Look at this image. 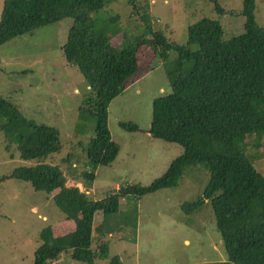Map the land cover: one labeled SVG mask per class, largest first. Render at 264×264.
<instances>
[{
  "label": "trees",
  "instance_id": "16d2710c",
  "mask_svg": "<svg viewBox=\"0 0 264 264\" xmlns=\"http://www.w3.org/2000/svg\"><path fill=\"white\" fill-rule=\"evenodd\" d=\"M114 0H3L0 9V44L40 26L72 18L62 54L84 77L88 95L82 100L78 117L94 121V136L85 156L89 169L82 172L85 186H66L67 178L57 165L44 163L60 152L59 131L35 124L19 108L0 95V131L8 149L18 144L22 160L31 167L15 168L8 178L29 183L32 189L52 194L65 220L72 219L73 231L63 238L39 235L30 264H46L69 251L72 260L96 264L108 256L106 245L91 247V224L95 211H116L125 195L143 196L160 188L175 187L185 167L203 165L209 180L202 195L181 207L185 212L210 201L214 225L225 259L195 264H264V174L254 167L246 149L247 135H256L259 145L264 134V26L255 20V0H241L243 32L222 38L216 19L200 16L185 29V44L168 42L161 31L148 23V37L122 36L113 46L111 37L119 31L114 19L101 22L93 13ZM214 9L223 11L215 0ZM151 34V36H150ZM129 40V41H128ZM149 46L165 66L170 90L152 101L149 135L174 142L182 151L165 171L148 185L121 187L101 199H89L87 185L92 169L108 165L118 146L110 139L107 106L124 89L125 81L139 70L136 53ZM125 130L134 124L120 122ZM55 191V192H54ZM108 264H122L117 255Z\"/></svg>",
  "mask_w": 264,
  "mask_h": 264
},
{
  "label": "rangeland",
  "instance_id": "374dc122",
  "mask_svg": "<svg viewBox=\"0 0 264 264\" xmlns=\"http://www.w3.org/2000/svg\"><path fill=\"white\" fill-rule=\"evenodd\" d=\"M0 0V9L2 5ZM114 0L93 13L111 17L118 33L111 37L113 46L122 36L148 37V23L161 31L168 42L185 44L186 26L205 16L216 19L222 38L243 32L241 0ZM255 20L264 26V0H255ZM72 18L46 24L25 34H18L0 44V95L14 103L35 124L54 126L59 131L61 150L44 163L59 166L67 178L66 186H85L82 172L89 169L85 149L94 136V121L78 117L79 106L88 95L87 83L74 65L66 62L61 46ZM151 36V34H150ZM129 41V40H128ZM139 70L124 83L120 94L107 106L110 139L118 146L108 165H97L87 185L89 199H101L121 187L148 185L160 176L169 162L182 151L179 144L150 136L148 130L154 98L169 92L165 66L149 46L136 53ZM120 122L134 124L125 130ZM256 135H247L246 153L257 171L264 174V134L259 145ZM0 131V264H30L39 235L67 237L75 228L66 220L51 195L34 190L28 182L8 178L15 168L35 163L22 160L18 144L5 148ZM209 171L203 165L184 168L175 187L160 188L140 197L128 194L118 201L116 211L94 212L91 246L106 245L108 256L96 258V264H108L117 255L122 264H195L225 259L210 201L197 208L182 210L183 204L195 202L208 183ZM116 184V185H115ZM55 192V191H54ZM41 216H44L41 218ZM187 240V242H185ZM46 264H83L72 260L64 250Z\"/></svg>",
  "mask_w": 264,
  "mask_h": 264
},
{
  "label": "crops",
  "instance_id": "0c3cea01",
  "mask_svg": "<svg viewBox=\"0 0 264 264\" xmlns=\"http://www.w3.org/2000/svg\"><path fill=\"white\" fill-rule=\"evenodd\" d=\"M115 185H116V184H115ZM93 216H94V214H93ZM42 217H44V216H41V218H42ZM92 219H93V217H92ZM65 221H66V220H65ZM91 232H92V224H91ZM185 242H187V240H185ZM96 244H97V243H96ZM96 244H95V246H96ZM91 247H92V246H91ZM59 259H60V258H58V259L56 260L57 263H58ZM119 259H120V258H119Z\"/></svg>",
  "mask_w": 264,
  "mask_h": 264
},
{
  "label": "water",
  "instance_id": "95a60500",
  "mask_svg": "<svg viewBox=\"0 0 264 264\" xmlns=\"http://www.w3.org/2000/svg\"><path fill=\"white\" fill-rule=\"evenodd\" d=\"M145 132H147V134H149V132H150V129H148V130H144Z\"/></svg>",
  "mask_w": 264,
  "mask_h": 264
}]
</instances>
